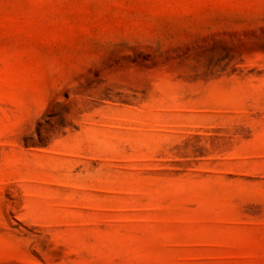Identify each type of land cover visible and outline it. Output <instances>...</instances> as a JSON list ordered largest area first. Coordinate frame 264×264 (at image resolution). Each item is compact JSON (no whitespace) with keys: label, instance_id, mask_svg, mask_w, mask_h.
<instances>
[{"label":"rangeland","instance_id":"obj_1","mask_svg":"<svg viewBox=\"0 0 264 264\" xmlns=\"http://www.w3.org/2000/svg\"><path fill=\"white\" fill-rule=\"evenodd\" d=\"M0 264H264V0H0Z\"/></svg>","mask_w":264,"mask_h":264}]
</instances>
